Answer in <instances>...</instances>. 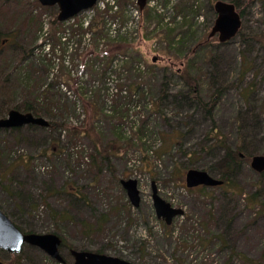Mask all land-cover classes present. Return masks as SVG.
<instances>
[{
	"label": "rangeland",
	"instance_id": "obj_1",
	"mask_svg": "<svg viewBox=\"0 0 264 264\" xmlns=\"http://www.w3.org/2000/svg\"><path fill=\"white\" fill-rule=\"evenodd\" d=\"M216 1L148 0L141 10L137 0H101L63 23L56 7L32 5V24L23 11L19 27L33 52L23 65L7 54L15 86L0 78V115L29 92L56 128L0 130V206L26 230L59 234L69 263L78 249L134 264H264V172L252 156L240 151L223 187L186 186L192 153L203 168L223 151L209 135L213 121L186 99L185 66L200 75L204 98L216 75L215 124L228 144L248 141L264 155V0H238L241 33L224 44L209 38ZM21 9L17 0L13 10ZM128 179L138 181V208L121 184ZM153 182L185 211L171 225L157 217ZM0 263L60 264L29 245L20 254L0 249Z\"/></svg>",
	"mask_w": 264,
	"mask_h": 264
},
{
	"label": "water",
	"instance_id": "obj_2",
	"mask_svg": "<svg viewBox=\"0 0 264 264\" xmlns=\"http://www.w3.org/2000/svg\"><path fill=\"white\" fill-rule=\"evenodd\" d=\"M43 6H57L59 9L58 20L60 22L80 15L82 12L93 8L98 0H38ZM141 9H144L147 0H138ZM217 19L210 33V38L219 35L221 43L227 42L235 37L241 26V16L236 12L235 6L223 1H218L215 6ZM38 125L48 127L49 121L43 117H36L32 113H23L13 109L8 117L0 119V129L18 128L25 125ZM251 167L257 172H264V155L252 157ZM224 182L213 177L209 172L199 169H190L186 173V184L188 188L200 185L214 187L221 186ZM122 185L127 191L129 199L134 207L141 204V193L138 182L135 179L123 180ZM153 202L158 218L164 219L171 225L176 217L184 215L182 208H176L164 200L153 183ZM37 247L54 258L57 262L66 263L60 253L62 239L54 233H24L13 221L0 209V248L9 253H20L24 245ZM74 262L71 264H132L131 262L106 254L72 250Z\"/></svg>",
	"mask_w": 264,
	"mask_h": 264
},
{
	"label": "trees",
	"instance_id": "obj_3",
	"mask_svg": "<svg viewBox=\"0 0 264 264\" xmlns=\"http://www.w3.org/2000/svg\"><path fill=\"white\" fill-rule=\"evenodd\" d=\"M224 1L233 3L237 7L238 11H240V8H239L240 4L238 3V0H224ZM16 4H17V0H0V78L3 76V78H5V81L7 82V84L12 85V86H15V81H13L14 80L13 77H15V75L13 74V70H12L11 74H7V70H8V66H9L8 65L9 62L6 60L7 54L12 53L11 59L15 54H17V61L19 62V65H23L26 58H27L28 53L33 52L29 49L28 50L26 49L25 41L28 38V36L26 37L23 34L21 28L19 27L21 22L26 18V15L23 13V11L24 10L29 11V14L27 15L28 18L26 20H30V22L32 24V22H34V20L32 19V17L29 16L32 13V11L30 10V7L32 5H35L36 8L39 7L40 9H46V7H43L40 5L38 0H32V1L31 0H21L22 9L20 11L13 10V8ZM32 16H33V14H32ZM57 22H58V20H57ZM44 25H45L44 23H43V25L41 24L39 26L37 32H41V30L44 28ZM8 35H10L9 38H7ZM38 39H39V35L38 36L36 35L33 38L32 42L37 43ZM15 68L16 69L20 68V66L19 67L17 66ZM179 73H180V77L184 80V82L186 84V88H187V92H188V95H186V99L190 100V101L193 100L194 104L197 105L200 110L205 112V114L213 121L214 128L209 135L212 136L216 140V142L219 145L218 147L221 148L223 151L222 154L220 155V158L215 163L207 165L203 168L198 165V159L197 160L194 159L195 158L194 156H196V153H192L190 155L191 159L189 162H191V163H189V165H192L193 167H196L197 169H203V170L209 171L210 173L215 172V173L219 174L220 178L223 179L225 184H226L227 181L231 180L230 177L234 173H236L237 166H239V164H240L239 162H242V160H243V158L241 157L242 154H240L241 150H244L246 155L249 154L251 156H254L257 154L252 151V149H253V147H251L252 143H250L248 141H243V145H239L238 147L235 148V147L231 146L230 144H228V141H227L228 139L223 134V132H220L219 130H217V126L215 124V112L214 111H215V106H216L218 100L221 98V96L223 94V89H222V87H219V88L217 87L216 75H214L211 72L209 73V79L212 83V88H211V93L206 98H204L203 97L204 93H203V89H202L200 75H194V72L191 70V68H188L187 66H185V69ZM47 75H49L48 72L43 73L42 76L45 77ZM40 79L39 80L36 79L35 81H40ZM33 84H34V82H33ZM52 88H53V85L48 86L47 93L49 96H52V93H51ZM165 92L166 91L164 90L163 93L165 94ZM212 92H214V93H212ZM42 93L43 92H40V95H42ZM4 94H0V95L3 97ZM26 96H27L26 102H23L22 104H19V105L17 104L15 106L9 107L8 112L11 109H18V110H21L24 112H31L35 116H43V114H45L44 111H46V110L44 108L40 107L41 104H39L37 102V99H36L37 96H36V98H34L35 95H31L29 92L28 93L26 92ZM28 99H30L31 101H29ZM2 104L3 103H0V106ZM0 113H2L1 110H0ZM4 115L5 114L0 115V118H3ZM28 127L34 128V126H32V125L28 126ZM55 128H56V126L54 125V123L51 122L50 126L48 128H45V129L55 130ZM11 131H18L19 132L20 129H13ZM205 143H206V141H204V144ZM103 162L111 164L110 158H108L107 156H104ZM109 167H111V165H109ZM75 196H77V195H75ZM252 198L254 199L253 204L256 206L257 202L255 199L258 198V194L255 193ZM4 212L11 218L10 213L8 214L6 211H4ZM17 225L24 232H33L30 230H26L25 228H23L19 224H17ZM63 241H64V244H63V247H64V246H66V242L64 239H63ZM97 252L101 253V251H97ZM245 261L250 263V264H256L255 260H252L249 258L245 259Z\"/></svg>",
	"mask_w": 264,
	"mask_h": 264
}]
</instances>
